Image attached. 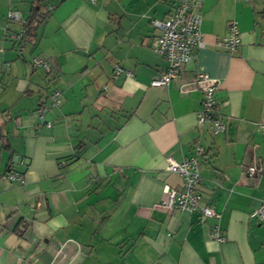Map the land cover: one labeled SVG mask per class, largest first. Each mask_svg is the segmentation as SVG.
<instances>
[{"label":"crops","instance_id":"0c3cea01","mask_svg":"<svg viewBox=\"0 0 264 264\" xmlns=\"http://www.w3.org/2000/svg\"><path fill=\"white\" fill-rule=\"evenodd\" d=\"M178 2L0 0V264H264V223L250 216L264 202V0H203L205 46L151 86L168 67L153 21ZM39 7L36 36L13 43L8 13ZM232 21L235 52L216 46ZM197 72L218 81V134L197 124L201 91L182 88ZM197 140L201 203L217 217L160 206L183 181L167 158L195 155ZM215 224L226 242L210 237Z\"/></svg>","mask_w":264,"mask_h":264},{"label":"built area","instance_id":"2783aa9c","mask_svg":"<svg viewBox=\"0 0 264 264\" xmlns=\"http://www.w3.org/2000/svg\"><path fill=\"white\" fill-rule=\"evenodd\" d=\"M95 3L96 0H88ZM203 0H179L173 12L165 19H156L153 21L158 34L152 39V49L164 56L168 62L167 69L159 76L151 80V86H168L172 80L177 78L184 70L185 65L193 61L195 52L205 46L203 33L201 31L202 14L200 6ZM10 23L18 24V29L7 28L6 35L13 43L21 42L26 35L27 29L23 25L25 18L19 11H10L7 15ZM241 44V31L236 21L229 24L228 33L217 40L216 46L224 48L230 52L237 51ZM33 64L42 67L47 72L51 71V62L49 59L35 56ZM125 72L128 76L132 75L130 70H124L122 67H116L115 74L119 75ZM183 90L187 91L196 88L201 91L203 109L197 114V124L200 128L207 127L213 134H218L227 129L228 123L220 117V109L215 98L218 89V81L205 72H197L192 80L183 82ZM59 94H56L55 100L58 101ZM40 118L44 120L43 114ZM51 126V123H47ZM259 129H264V123L259 124ZM196 154L176 161L173 158H167V169L182 176V183L179 187L165 188L166 198L160 206L166 210L180 209L188 212H202L205 218L219 216L215 209L210 205H202V195L198 190L201 182L199 173L198 155L204 151L200 140L196 141ZM263 173V167L255 162L245 166V174L251 179L260 177ZM6 176L13 182L23 183L24 174L11 170ZM250 216L257 218L264 223V202L257 209L250 212ZM210 237L220 243L226 242L227 237L222 234V228L215 224L210 229Z\"/></svg>","mask_w":264,"mask_h":264},{"label":"trees","instance_id":"16d2710c","mask_svg":"<svg viewBox=\"0 0 264 264\" xmlns=\"http://www.w3.org/2000/svg\"><path fill=\"white\" fill-rule=\"evenodd\" d=\"M45 15V13H41L40 7L32 9L29 17L25 19L23 24L27 29V32L22 41L32 40L36 36L39 25L42 24L46 19Z\"/></svg>","mask_w":264,"mask_h":264}]
</instances>
